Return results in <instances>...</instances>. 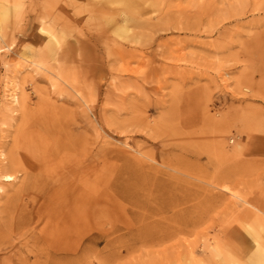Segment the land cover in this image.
I'll return each mask as SVG.
<instances>
[{
  "label": "rangeland",
  "instance_id": "374dc122",
  "mask_svg": "<svg viewBox=\"0 0 264 264\" xmlns=\"http://www.w3.org/2000/svg\"><path fill=\"white\" fill-rule=\"evenodd\" d=\"M108 1L0 0V264H254L225 233H264L234 196L264 208V5L252 10L264 0H115L118 19L145 8L127 31L93 16ZM80 98L95 100L96 134ZM42 99L99 148L97 239L75 256L56 253L51 214L11 229L29 203L14 197L24 176L11 152ZM48 138L34 139L37 153ZM56 156L43 174L62 165Z\"/></svg>",
  "mask_w": 264,
  "mask_h": 264
},
{
  "label": "bare ground",
  "instance_id": "6f19581e",
  "mask_svg": "<svg viewBox=\"0 0 264 264\" xmlns=\"http://www.w3.org/2000/svg\"><path fill=\"white\" fill-rule=\"evenodd\" d=\"M114 1L109 0L108 4L93 9V16L107 13L110 18L108 19L109 29L112 28V23L115 25L118 20H122L125 23L123 30L127 31L128 22L138 20L137 18L140 17L138 15L143 14L145 8L142 7L136 10L137 12H120L121 18L118 19L117 10L111 6ZM263 5V2H255L252 10L259 12ZM256 21L259 23L260 20ZM198 26L187 24L185 28L197 29ZM204 30H212L211 25ZM52 40H55L54 37L50 42ZM254 45L263 47L264 39H256ZM13 100L19 101L16 94ZM79 101L83 105V119L88 121L96 134L97 106L95 100L92 104L85 98H80ZM23 104L24 109L29 108L28 99H25ZM40 104L46 107L45 110L28 119L27 128L22 133L21 128L17 131L16 139L24 137V145L15 146L11 152V167L16 172H22L24 176L22 185L17 188L14 197L18 201H23L25 198L29 200L28 204L24 203L21 208L16 206V209L12 211L14 221H11V229L16 233H21L28 228L34 229L42 219L51 214L52 217L50 218V215L47 217L46 224H50L51 233L55 236L56 253L75 256L80 253V245L85 237L91 242H96L97 239L100 206L97 186L99 148L96 138H93L91 147L87 151L85 139L74 135L73 125L77 124L74 114L68 118L63 117L62 113L56 111V103L50 99H42ZM47 133L50 134L48 141L51 146L45 152L37 153L34 150V139ZM125 144L128 145V143ZM58 154H62L65 159L62 165L55 168L52 174H43L44 172L41 171L43 165L50 163ZM3 178L13 181L17 176L4 174ZM234 196L253 207V209L246 210V219H253L255 222L264 220L262 206L242 199L237 194ZM30 203L32 208L29 209ZM246 230L252 240H249L238 229L225 233V236L226 238L230 236L228 240L233 243V251L238 256L247 255L254 250L255 260H253L256 261L254 264H262L264 262V233L261 229L258 230L251 226L250 231Z\"/></svg>",
  "mask_w": 264,
  "mask_h": 264
}]
</instances>
